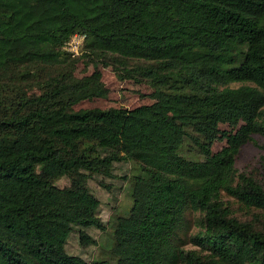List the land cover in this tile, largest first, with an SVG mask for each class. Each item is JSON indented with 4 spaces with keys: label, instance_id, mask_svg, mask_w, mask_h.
I'll use <instances>...</instances> for the list:
<instances>
[{
    "label": "trees",
    "instance_id": "1",
    "mask_svg": "<svg viewBox=\"0 0 264 264\" xmlns=\"http://www.w3.org/2000/svg\"><path fill=\"white\" fill-rule=\"evenodd\" d=\"M101 66L153 101L75 110L108 97ZM255 135L264 0H0V264H264V180L236 166ZM112 179L131 203L104 220Z\"/></svg>",
    "mask_w": 264,
    "mask_h": 264
},
{
    "label": "rangeland",
    "instance_id": "2",
    "mask_svg": "<svg viewBox=\"0 0 264 264\" xmlns=\"http://www.w3.org/2000/svg\"><path fill=\"white\" fill-rule=\"evenodd\" d=\"M100 69L102 70L103 81L110 89L108 97L83 101L74 107L75 110L94 107L102 109H112L117 107L133 108L153 101L149 95L152 90L147 83L138 84L134 80L122 79L114 67L105 68L101 66ZM93 70L94 67L91 64H86L81 61L77 66L76 73L78 76H83L91 74ZM263 144L264 138L255 135L254 141L249 142L244 146L236 163L240 172L254 175L260 181L264 180V173L261 167V159L264 156V150L261 148V145ZM67 182L66 179L59 180L60 185H65ZM110 182L112 183L111 191L101 188L96 181L91 182L92 187L102 201L101 214L104 220H109L111 218L114 213L113 208H116L118 212H121L126 210L131 203V190L128 181L124 182L122 179H112ZM225 200H230L231 202L229 197H225ZM232 206L238 216L245 218V216L238 211L237 204L235 205L232 203ZM91 233L97 238L102 249L104 247L107 248L108 245H110V238L106 232L91 230ZM100 245L85 248L80 244L78 235L73 234L69 240L67 248L71 253L80 254L85 259L92 261V259L96 257H102V249L100 248ZM187 248L196 247L189 245Z\"/></svg>",
    "mask_w": 264,
    "mask_h": 264
},
{
    "label": "built area",
    "instance_id": "3",
    "mask_svg": "<svg viewBox=\"0 0 264 264\" xmlns=\"http://www.w3.org/2000/svg\"><path fill=\"white\" fill-rule=\"evenodd\" d=\"M84 40V36L75 35L67 45V50L72 52L74 55L80 52V48L82 47Z\"/></svg>",
    "mask_w": 264,
    "mask_h": 264
}]
</instances>
